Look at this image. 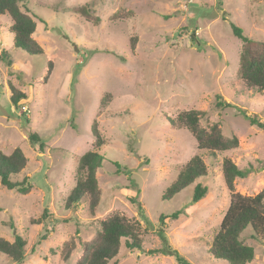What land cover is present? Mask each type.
<instances>
[{"label": "rangeland", "instance_id": "obj_1", "mask_svg": "<svg viewBox=\"0 0 264 264\" xmlns=\"http://www.w3.org/2000/svg\"><path fill=\"white\" fill-rule=\"evenodd\" d=\"M27 6L41 19L34 38L44 53L16 48L10 17H0V55L7 52L13 62L7 67L0 60V149H22L29 163L17 180L28 177L32 191L23 195L0 184V236L27 241L23 264H76L81 243L119 214L139 225L143 243L129 250L123 242L112 264H180L175 254L189 264H228L209 253L229 203L223 160L247 171L236 179V193L264 190V130L245 117L264 123V94L241 80L242 42L231 23L264 41V0H29ZM83 6L90 21L75 10ZM11 85L27 95L19 109ZM191 109L204 113L201 127L218 124L240 145L202 153L208 175L165 201L182 167L199 153L192 133L171 121ZM95 124L105 158L97 174L99 207L92 214L83 201L64 212L79 160L94 149ZM31 133L44 141L43 154L30 143ZM198 183L208 193L194 203ZM45 210L49 217L39 223ZM178 211L177 219L170 217ZM161 215L169 216L164 225ZM252 234L248 227L242 235L255 250L249 264H264V241ZM0 264L15 263L0 254Z\"/></svg>", "mask_w": 264, "mask_h": 264}, {"label": "trees", "instance_id": "obj_2", "mask_svg": "<svg viewBox=\"0 0 264 264\" xmlns=\"http://www.w3.org/2000/svg\"><path fill=\"white\" fill-rule=\"evenodd\" d=\"M29 0H0V17L8 15L12 21L10 27L14 35V45L24 53L35 56L42 55L44 49L34 38L37 29L36 20L41 19L28 8ZM79 12L91 20V10L85 6L76 8ZM119 14L114 19H123ZM168 18V17H166ZM96 22L99 18L94 19ZM234 36L242 42V53L240 57V77L243 83L251 89H257L264 94V41L250 39L244 35V30L231 23ZM0 60L7 67L13 62L7 52L0 55ZM52 63H48V74H51ZM47 79V78H46ZM11 88V103L17 109L21 102L27 99V95L14 86ZM231 106L230 103L225 104ZM217 107H223L221 102ZM204 113L195 109L183 110L171 119L177 129H186L192 133L197 141L198 154L192 157L181 169L176 181L167 190L164 196L165 201L171 200L181 191L194 184L200 178L208 175V166L202 158V153L225 152L237 149L240 145L237 136L226 137L218 124L209 128L201 127V117ZM253 125L264 130V123L258 118H250ZM95 136L94 149L85 153L79 160L76 172L75 186L65 199L62 208L64 212L76 209L83 201L89 206L92 214L99 207L102 190L97 178L98 171L102 168L105 160L97 149L104 141L96 124L93 126ZM29 141L35 150L44 153L46 145L37 133L29 135ZM29 159L21 148H16L11 154H6L0 149V184L7 190H16L23 195L32 191V185L28 177L18 181V176L27 168ZM222 173L226 186L230 192L229 203L223 215L219 231L216 233L210 247L209 253L213 257L223 260L228 264H249L255 259V250L247 244L242 235L248 227H251L253 239L264 241V190L255 196H243L235 192V181L238 178H246L247 171L240 169L231 159L225 158L222 162ZM208 193V188L198 183L194 189L193 202L198 203ZM86 201V202H85ZM1 211V209H0ZM180 212L174 213L172 218L177 219ZM49 217L48 210H45L38 221ZM169 216L161 215L160 221L165 224ZM52 230H47V234ZM163 234V232H161ZM123 242L129 250L142 248V238L139 232V225L128 220L119 214L112 215L101 222V230L89 242H82L83 255L76 264H112L119 255ZM27 241L16 235L13 242L0 236V254L10 257L15 264H23L26 258ZM165 250H155L151 254H164ZM169 253L175 254L169 250ZM180 264H189L179 254H175Z\"/></svg>", "mask_w": 264, "mask_h": 264}]
</instances>
